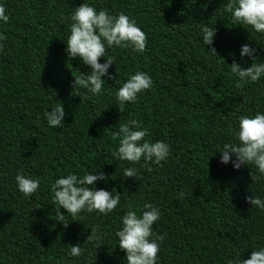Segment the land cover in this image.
I'll list each match as a JSON object with an SVG mask.
<instances>
[{"label": "trees", "instance_id": "16d2710c", "mask_svg": "<svg viewBox=\"0 0 264 264\" xmlns=\"http://www.w3.org/2000/svg\"><path fill=\"white\" fill-rule=\"evenodd\" d=\"M82 2L3 0L9 21L0 24V264H126L114 232L129 203L142 208L145 202L162 212L154 225L166 234L159 264H227L237 252L247 259L264 246V212L245 196L264 197V178L253 181L251 173H258L251 165L221 164L215 150L234 138L238 116L264 111L262 84L238 86L227 65L241 44L264 47V36L234 25L224 0H89L135 18L147 45L143 54L109 49L116 81L106 79L104 95L82 99L72 85L76 69H88L68 60L63 41L69 13ZM201 22L216 27L210 47L221 57L204 50ZM136 70L149 73L153 87L120 113L114 93ZM58 103L65 125L48 128L43 113ZM129 113L148 128L147 139L171 145L168 161L151 165V172L143 161L132 165L110 155L118 143L113 130ZM97 167L113 178L97 188H115L120 206L107 216L82 212L65 228L54 220L52 183ZM131 167L136 178L122 177ZM21 169L41 179L30 198L15 187ZM92 226L99 240L87 241ZM77 243L82 255L72 258L68 249Z\"/></svg>", "mask_w": 264, "mask_h": 264}, {"label": "clouds", "instance_id": "9594fccd", "mask_svg": "<svg viewBox=\"0 0 264 264\" xmlns=\"http://www.w3.org/2000/svg\"><path fill=\"white\" fill-rule=\"evenodd\" d=\"M223 6L234 25H242L248 32L251 29L252 32L264 36V0H224ZM68 19L70 23L68 35L63 39L66 45L64 51L69 61H79L88 69L86 72L76 69L78 75L74 76L72 87L77 89L82 99L104 95L108 91L105 87L106 79L116 81V77L109 71L116 63L108 54V50L127 48L133 53L143 54L147 45L146 34L135 18L124 12L112 14L106 9H97L89 0H83L75 7L69 13ZM8 21L6 7L3 0H0V24H7ZM216 33L215 26L204 22L199 24V39L204 50L211 56L221 57L215 47H210L214 43ZM3 47L4 45L0 44V51ZM262 51L264 47L257 48L251 43L241 44L238 55L236 52L229 53L232 62L227 65L229 75L236 78L238 86L249 81L261 83L260 94L264 95V60L260 59ZM152 87V77L146 71L136 70L127 74L114 93L120 113L126 104L135 103L142 93ZM43 115L48 128L65 125L64 104L62 106L58 103L46 109ZM236 121L234 138L215 150L219 152V162L225 166L230 163L233 170H239L242 166L249 168L251 165L258 173H251L253 181L264 178V111L257 110L254 114L240 115ZM116 126L118 127L114 128L112 138L118 143L110 153L113 159L132 165L143 161L146 170L151 172V165L160 166L170 158L171 145L163 140L147 139L148 128L144 127L133 113H129V118L124 122L120 119ZM99 168L83 173L69 171L54 180L51 190L52 202L56 206L54 220L57 223L66 228L70 221H79L77 217L82 212L107 216L120 206L121 194L115 188L111 191L97 188L99 182L107 185L108 181L113 179L112 175H106ZM137 172L135 167L124 168L122 177L136 178ZM14 180L16 189L25 198L32 197L40 190L41 179L25 174L22 169L16 172ZM178 195L183 197L185 193L181 191ZM245 201L259 212H264V197L245 196ZM61 209L65 212L62 213ZM161 215L159 206L151 202H145L142 208L128 204L127 210L119 217V227L114 232L116 246L124 253L123 261L126 264H159V252L166 234H158L154 225L159 222ZM95 233L96 228L92 226L87 241L94 238L99 240L98 236H94ZM252 249L247 259H243L237 252L227 264H264V246ZM68 255L72 258L80 257V244L71 245Z\"/></svg>", "mask_w": 264, "mask_h": 264}]
</instances>
